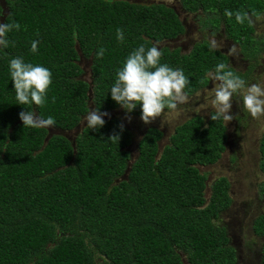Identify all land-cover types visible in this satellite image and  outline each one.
<instances>
[{"label": "trees", "instance_id": "trees-1", "mask_svg": "<svg viewBox=\"0 0 264 264\" xmlns=\"http://www.w3.org/2000/svg\"><path fill=\"white\" fill-rule=\"evenodd\" d=\"M179 2L187 11L203 12L201 29L216 32L223 26L247 62L244 71L231 66L227 54L209 50L205 38L188 52L160 45L184 31L165 3L6 0L4 15L0 4V23L21 25L7 33L8 46L0 47V264H185L183 256L187 264H236V251L219 223L232 202L229 179H213L207 198V172L199 168L216 163L225 150L222 119L192 116L161 149L163 131L148 127L133 158V133L125 126L121 132L116 117L103 118L105 125L95 131L84 126L73 141L47 128H24L19 118L22 111H34L54 118L53 127L72 130L89 111L90 90L100 112L121 107L110 89L117 70L141 44H157L160 62L183 71L190 81L187 95L206 87L219 63L248 84L264 54V0ZM225 10L247 12L251 23L238 24ZM101 48L105 52L98 58ZM81 55L90 60V82L81 77ZM16 57L51 71L43 106L17 104L9 74ZM131 114L141 115L140 106ZM113 132L120 134L119 142L108 140ZM258 150L264 173V133ZM258 194L264 200V179ZM252 230L264 235V212L254 218ZM260 253L264 264V241Z\"/></svg>", "mask_w": 264, "mask_h": 264}, {"label": "rangeland", "instance_id": "rangeland-1", "mask_svg": "<svg viewBox=\"0 0 264 264\" xmlns=\"http://www.w3.org/2000/svg\"><path fill=\"white\" fill-rule=\"evenodd\" d=\"M141 3H165L174 8L177 12L183 26L184 31L173 39L164 40L160 45H166L170 48L178 47L181 52H188L191 50L195 42L202 39H209L213 34L216 40L221 45L219 49L227 54L228 50L235 45L237 54L229 56L230 65L235 69L244 71L247 66L240 54L239 47L231 39L227 38L223 30V26L214 32L211 27L201 29L200 17L203 15L201 10L187 11L183 9L179 0H131ZM3 7V15L7 11L6 0H0ZM259 19L258 21H261ZM259 30H262L261 24ZM199 33V39L193 40L192 34ZM261 64L253 71V78L247 85L253 83L264 84V54L260 59ZM79 64L83 69L82 78L90 82V60L80 56ZM213 81L210 79L209 84L197 91L195 94L187 95L188 102L178 106L176 112H169L165 110V115L157 118L151 124H145L141 120V115H134L127 113L121 107L112 110H103L109 115L103 118L116 117L120 124L131 130L133 133V142L129 149L132 156L136 153V143L138 142L142 133L151 126L158 127L163 131V138L160 141L161 147L168 143L170 135L173 133L174 128L191 118L192 116L199 115L208 118L210 112L213 111L209 105L210 96L209 90L213 87ZM88 107L89 110L95 109L92 101L91 90L89 91ZM89 112V111H88ZM88 114V113H87ZM86 114V115H87ZM231 114L233 120L226 125L227 141L225 143V150L223 151L220 159L211 165H200L201 171L207 172V188L205 191L206 197H209V185L213 179L218 176L224 175L229 179L230 188L229 193L232 198L231 204L219 214V223L226 227L231 245L236 251V264H260V251L259 248L262 243V238L255 235L252 230L253 219L260 213L264 212V200L259 197L258 184L264 179V173L259 168V140L264 133V116L259 119H253L250 114L243 108L242 97L240 94H235L232 98ZM84 115L79 124L72 130H60L55 127L47 128L49 134L61 133L70 140H74L82 128L85 126ZM130 117V120L128 119ZM185 264L186 259L183 256Z\"/></svg>", "mask_w": 264, "mask_h": 264}, {"label": "clouds", "instance_id": "clouds-1", "mask_svg": "<svg viewBox=\"0 0 264 264\" xmlns=\"http://www.w3.org/2000/svg\"><path fill=\"white\" fill-rule=\"evenodd\" d=\"M225 15L229 18L234 16L238 24H244L245 21L251 23V16L247 12L225 10ZM13 29L19 31L21 25L19 23H0V47L8 46L7 33ZM116 37L119 42L123 43L122 29L116 30ZM192 39L198 40L199 33L194 32ZM206 43L211 51L221 48L214 34ZM37 45L38 41L32 42L31 51L33 53L38 51ZM104 52L105 49H99L97 57H102ZM227 54L229 56L237 54L236 46L233 45ZM162 55L157 44L148 48L141 44L128 55L122 67L117 70L110 89L111 98L127 113H131L139 105L141 108L140 118L146 125L164 116L165 109L169 112H176L179 105L188 102V96L184 89L189 84V79L182 70L162 64L160 62ZM9 74L13 82L17 104H31L40 107L46 103L47 92L52 84V73L48 68L26 63L23 58L16 57L9 61ZM210 76L214 85L208 93L211 98L209 105L202 107L210 106L213 109L210 112L211 120L222 119L226 124L233 120L231 109L232 98L235 94L241 95L243 108L253 119L264 116V84L247 85L246 81L228 68L225 63H219ZM108 115L107 112H100L99 109H91L83 118L85 126L93 131L98 130L105 125L103 117ZM19 118L22 120L24 128H49L55 125L54 118L44 119L29 110L20 112ZM128 119L130 120V117ZM119 127L122 132L124 125L121 124ZM108 140L119 142L120 134L113 132ZM257 236L263 239V243L264 235Z\"/></svg>", "mask_w": 264, "mask_h": 264}]
</instances>
